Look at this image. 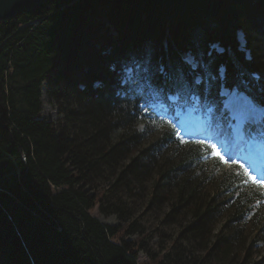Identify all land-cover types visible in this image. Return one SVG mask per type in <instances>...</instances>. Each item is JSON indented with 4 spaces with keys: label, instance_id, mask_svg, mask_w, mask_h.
<instances>
[{
    "label": "trees",
    "instance_id": "trees-1",
    "mask_svg": "<svg viewBox=\"0 0 264 264\" xmlns=\"http://www.w3.org/2000/svg\"><path fill=\"white\" fill-rule=\"evenodd\" d=\"M222 84L264 104V0H48L0 21V264H264L263 194L137 129L147 98Z\"/></svg>",
    "mask_w": 264,
    "mask_h": 264
},
{
    "label": "rangeland",
    "instance_id": "rangeland-1",
    "mask_svg": "<svg viewBox=\"0 0 264 264\" xmlns=\"http://www.w3.org/2000/svg\"><path fill=\"white\" fill-rule=\"evenodd\" d=\"M72 49H75V46H71ZM190 61V62H189ZM188 63H190L193 67L197 66V63L193 62L192 59H190V57L188 58ZM47 85L48 83L45 81L43 84V111H42V117L46 118L48 120L57 122L59 121V119L61 118V115L59 114L58 108H57V103L55 102V100L51 97H48V95L46 94V89H47ZM162 105L157 104L155 105L154 108V112H156V115L159 117V120L153 121V122H148L143 120L141 117H139V125L137 126V129L140 131H143L144 129L148 130V133L150 137H157L160 134H162L164 132V129H166V126L161 122H165L168 124H173L174 127L178 126L179 127V131H180V124L181 122L184 121V117L182 120H179L178 124H176V122L173 120V118L169 115V112L167 110V106H164L163 109H160ZM230 106V104H224L223 108L220 109L219 111H216V118L219 116L220 112H224L225 110H227V108ZM231 114L228 113L227 117H229ZM221 120L217 119V122H219ZM228 129V132L226 134H224V132ZM226 130L223 132V134L221 135V137H219L220 133H210V131L206 134L208 136V140L206 139H201L199 141H205V143L201 144L199 143L198 140L196 141V145H198L202 150L203 153L206 155H203L202 160V166H204L208 171L210 172H214L216 177L219 178H223L224 176H226L227 174L231 173L232 171H236L239 169H241L240 164H244L245 167H247L250 171L253 169L254 173L257 178L259 180H263V171L264 168H259L257 169V165H255L254 167L251 168V166L249 164H247L245 161L241 160V157L243 156V153L240 149V146L242 145V142L236 139H233V141L231 142L229 138H227L226 141H223L222 139L225 137H229V133H230V127L226 128ZM233 136H231L230 138H232ZM222 138V139H221ZM182 142L186 143L187 140L182 139ZM231 143H234L233 149L230 151V147L232 146ZM240 143V144H239ZM211 144H215L217 147V150L219 152H221L226 158L229 159V161L231 160H236L237 163H223L221 161H219L216 157L211 155L212 152V148L210 147ZM237 148V150H235V148ZM218 164V167H216V164ZM216 167V168H215ZM239 171V170H238ZM248 187V185H246ZM256 189H258V187H255ZM161 215H159L160 217L163 216V214L165 213L166 209L161 208ZM93 215L99 219L101 222H103L104 224H110V225H117V223L120 222V220L116 217V215H105L103 214L100 210H99V205L96 206L92 211ZM153 221V219L148 220L147 223H149ZM169 232V230H168ZM135 236V235H134ZM131 238V236H130ZM157 240H153V243L155 244ZM152 246L154 247V245L152 244ZM146 251H141L138 254V261L141 264H151L149 261V258L147 256V253H145ZM264 252V243L260 242L257 244V246L253 249L252 252V257L251 259L253 261H257L260 256L262 255V253Z\"/></svg>",
    "mask_w": 264,
    "mask_h": 264
},
{
    "label": "snow or ice",
    "instance_id": "snow-or-ice-1",
    "mask_svg": "<svg viewBox=\"0 0 264 264\" xmlns=\"http://www.w3.org/2000/svg\"><path fill=\"white\" fill-rule=\"evenodd\" d=\"M145 71H147V69H145ZM161 71H163V69H161ZM197 82L199 81L197 80ZM194 98L197 100L199 99L198 97H194ZM220 118H223V112H220L219 116L217 117V119H220ZM231 119H235L237 121V130L240 132L241 136H243L247 132L254 130L252 126L255 125L257 122V115H256V111L254 107L245 102V103L240 104L238 106V109L232 113ZM231 119L229 120V125L231 124ZM177 135H179L178 132H177ZM199 143L203 144L205 143V141H199ZM210 147L212 148L211 155L216 157L219 161L223 163H229V162L237 163L236 160L229 161L228 158H226L221 152L217 150V147L215 144H211ZM240 168L243 169L244 174L248 176L249 179L252 180V182L264 185V180H258L255 176H252L249 169L245 167L244 164L241 163Z\"/></svg>",
    "mask_w": 264,
    "mask_h": 264
},
{
    "label": "water",
    "instance_id": "water-1",
    "mask_svg": "<svg viewBox=\"0 0 264 264\" xmlns=\"http://www.w3.org/2000/svg\"><path fill=\"white\" fill-rule=\"evenodd\" d=\"M46 0H0V21L23 11H31L41 7Z\"/></svg>",
    "mask_w": 264,
    "mask_h": 264
},
{
    "label": "bare ground",
    "instance_id": "bare-ground-1",
    "mask_svg": "<svg viewBox=\"0 0 264 264\" xmlns=\"http://www.w3.org/2000/svg\"><path fill=\"white\" fill-rule=\"evenodd\" d=\"M47 1H48V0H46L45 2H47ZM23 12H24V11H23ZM15 15H16V14H15ZM12 17H13V16H12ZM9 18H11V17H9ZM240 98H241V101H242V102H246V103L249 102L248 97H247L246 95H244V94H243V95H240ZM228 128H229V127H228ZM227 132H228V129L224 132V134H226ZM222 134H223V133H222ZM220 137H221V136H220ZM234 139H235V138H234ZM239 141L242 142V140H239ZM239 144H240V143H239ZM237 148H238V147H236L235 150H237Z\"/></svg>",
    "mask_w": 264,
    "mask_h": 264
}]
</instances>
